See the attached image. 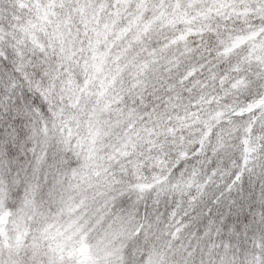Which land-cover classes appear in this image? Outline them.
<instances>
[{
	"label": "snow or ice",
	"instance_id": "1",
	"mask_svg": "<svg viewBox=\"0 0 264 264\" xmlns=\"http://www.w3.org/2000/svg\"><path fill=\"white\" fill-rule=\"evenodd\" d=\"M0 264H264V0H0Z\"/></svg>",
	"mask_w": 264,
	"mask_h": 264
}]
</instances>
